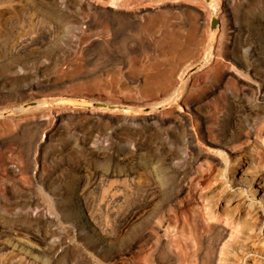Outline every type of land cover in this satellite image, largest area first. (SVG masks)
<instances>
[{
	"label": "rangeland",
	"instance_id": "obj_1",
	"mask_svg": "<svg viewBox=\"0 0 264 264\" xmlns=\"http://www.w3.org/2000/svg\"><path fill=\"white\" fill-rule=\"evenodd\" d=\"M111 3L0 0V78H10L13 89H0V226L9 227L17 219L12 208L19 195H33L59 229L45 245L35 238L41 231L36 226L0 237V264H84V257L94 264H145L136 260L137 249L131 245L136 228L130 212L133 183L141 178L151 184L149 169L162 182L168 180L166 159L176 153L173 164L181 157L176 165L191 163L177 205L193 197L202 205L200 195L209 194L220 181L232 203H221V210L239 205L231 213L233 223L248 222L251 203L264 213V188L254 185L259 190L252 194L248 182H232L233 176L240 178L233 168L239 156L244 168L254 167L251 176H264L258 155H264V25L258 21L264 20V0H219L220 25L214 33L213 10L203 1L125 0L115 8ZM231 22L244 29L242 44L235 48L226 38ZM210 48L213 58L201 64ZM31 56L37 59L32 62ZM24 69L37 73L33 81L23 78L20 86L18 73ZM39 101L47 103L23 110ZM99 102L123 109L104 113L94 106ZM229 131L241 133V138L228 139ZM248 131L250 139L244 136ZM97 140L106 148L95 150ZM77 183L87 193L84 211L93 230L81 227L72 206ZM122 184L130 192L120 201ZM151 203L142 216L150 215ZM26 213L18 221L23 215L42 221L39 211ZM212 223L223 225L227 240L233 241L234 225ZM257 228L254 242L260 253L248 255L250 264L264 260L263 220ZM56 238L67 244L55 247L53 254L23 249L26 243L53 245Z\"/></svg>",
	"mask_w": 264,
	"mask_h": 264
},
{
	"label": "bare ground",
	"instance_id": "obj_2",
	"mask_svg": "<svg viewBox=\"0 0 264 264\" xmlns=\"http://www.w3.org/2000/svg\"><path fill=\"white\" fill-rule=\"evenodd\" d=\"M124 1L125 0H112L110 7L115 8V7H117V5L120 2H124ZM199 1L206 2L211 7V9L213 10L212 16L219 18V16H220L219 7H218L220 4L219 0H199ZM233 14H234V12H233ZM258 21L260 23H262V25H264L263 19H259ZM239 22H240V20H239ZM229 25H230L229 28L226 27L227 28V32H226L227 37L226 38L229 41L228 44L230 43V46L232 48H235V47H238V45L242 44L243 40H241L242 39L241 35H242V31L244 29H241L240 24H237L235 22L234 23L231 22ZM260 36H261V34H260ZM243 38H244V36H243ZM242 46L245 47L246 45H242ZM245 50L246 49H244V51ZM213 56L214 55L212 53V49L210 48L209 53L208 54L206 53L204 55V59L200 63L201 64L208 63L209 61H211ZM29 59L32 60V62H33L34 60L37 59V56H34V57L31 56ZM44 62L45 61H43V63ZM47 62H48V60H47ZM42 65H44V64H42ZM26 67H24V68H26ZM49 67H50V65H49ZM248 69H250V68H248ZM36 70L37 69H35V71ZM43 70H44V68H43ZM252 72H254V71H252ZM36 73H37V71H36ZM36 73H33L32 70L27 71V69L20 71V73H18L19 78L17 77L20 81L19 83H22V85H20V86H23V78L29 77L33 81L34 74H36ZM9 79H7L6 77L0 78V85H1L0 89L5 90V91H9V92H11V90H13V89H9V87L12 85L11 81ZM25 86L27 87V85H25ZM247 89L251 90L252 87L250 88L248 86ZM262 92H263L262 98L264 99V84H262ZM243 97L242 98L240 97L241 100L243 99ZM46 103L47 102H45V101H39L34 106H30L28 108H23V110L24 111H31L33 109H39L40 107L44 106ZM243 103H244V101H243ZM243 103H241L242 106H243ZM106 105L107 106H115V109H110L109 107H97V110L102 111L104 113H107L109 111L110 112L120 111L121 106H119L117 104L106 103ZM247 105H245V106H247ZM239 108H240V106H239ZM243 108H245V107H243ZM249 108L252 109V111L255 110L254 109L255 107L252 108V106H251ZM241 109H242V107H241ZM5 111L6 110H3V112H5ZM124 112H125V110H124ZM151 112H148V114H150ZM1 113H2V111H0V114ZM151 115H152V113L150 114V116ZM145 118L147 119V117H145ZM151 119H153V118H151ZM238 132H240V131H238ZM249 132L250 131H248V133L244 135L245 137H247V139L251 138L252 133H249ZM227 133H229L228 139H233L235 137L240 139L241 135H242L241 133H236V131L235 132L229 131ZM225 137H227V136H225ZM98 140L95 142V148H96L95 150L101 151V150H103V148H106L105 147L106 144L103 140L102 141L101 140L98 141ZM113 142H115V141H113ZM188 142H190V141H188ZM162 143H164V142L162 141ZM114 145H116V144H114ZM109 147H111V146H109ZM140 147L141 146L137 145V147L135 149L138 151V149H140ZM247 148H249V147H247ZM165 149L166 148H164V150ZM114 150H115V147H114ZM168 150H169V148H168ZM105 151H103V152L105 153ZM140 151H141V149H140ZM113 152H116V151H113ZM117 152H119V151H117ZM123 152H124V150H123ZM107 153H108V151L106 152V154ZM163 153H164V151H163ZM262 153L259 152L258 155H261L260 157L263 158V159H261V160H263L262 161V163H263L264 162V155H262ZM136 154H137V152H136ZM178 154L176 153V154H174V156L178 155ZM192 154H193V152H192ZM139 155H138V157H139ZM104 156L105 155H103V157ZM193 156H192V158H193ZM118 157H119V155H118ZM173 157L171 156V158H170V156H169L168 158H170V159H166L168 161H166L167 165H165V166L169 167L170 175H169V177H168V175H166L168 177V180H163L166 176L164 178H162V180L165 182H162L160 180V178L157 179L156 178L157 174L156 173L153 174V172L147 167L149 169L148 173L152 176L151 180H153V181H150L152 183L151 184L147 183L148 184L147 185L144 182V180H142L141 178L137 179L133 183V188H132L131 194H133L135 196V200L133 201V206H132L133 208H132V211H130V212H131L133 223L136 226L134 234H133V241L131 244L132 248L137 249V251L135 252V254H137V259L136 258L135 259L140 261V262H143L145 264H250V262L253 259H249L248 255H250L251 253H255V254L260 253L259 248H257L255 246L256 243L254 242L255 241L254 239L257 236L256 234H257V230H258V228H257L258 222H261L262 220L264 222V213H262L260 215L256 205L251 203V208L249 210L250 212L248 214V216H250V218L248 217L249 220L247 219L248 224L246 223L247 225L246 224L243 225L244 223L240 224L239 222L233 223L232 222L233 218L231 216V213H232V211L235 210L236 206H235V208L233 206L234 210H232V211L231 210L227 211L225 209L228 205L232 206L231 205L232 203H230V201H231L230 199L225 198L227 193H224L225 192L224 183H221L220 181L216 184L214 189L212 191H210L209 194H207L205 191V193L207 195L206 194L200 195L201 199H203L202 203L204 204V206H202L203 204L202 205L199 204V202H197L196 200H195L196 202H194L193 198L195 199V197H193V196H192L193 198H191L185 202V205H180V206L177 205L176 201L179 197V194H180L181 190L183 189V187L185 186V181H186V179H188V175H190L189 173H190L191 163H188L189 165H184V166L181 164L176 165L175 163L177 161H179V159H181L182 157L179 158V156H176L179 159L176 160V162L174 161L175 162L174 164H173ZM184 158H186V157L184 156ZM195 159H197V158L195 157ZM237 159H238V162L233 163V165H234L233 168H234V173H237V172L240 173V178L236 179V177L233 176L232 177L233 185H241V184L248 182L249 185H246L248 187V192L252 193V194H257L259 189H255L254 185H257L259 188H264V183H263L264 182V178H263L264 176L263 177L257 176L258 178L256 176H251V173H253L251 171L254 170L253 169L254 167L252 168V170H250L251 168L250 169L244 168L243 165H244L245 160H244L243 156H239V157H237ZM187 160H189V158H187ZM182 161H180V163ZM191 161H193V160H191ZM185 162H187V161H185ZM228 162H230L229 157L226 158V163H228ZM141 163H140V165L143 164V163L142 164ZM178 163L179 162H177V164ZM246 163H247V161H246ZM259 164H260V162H259ZM144 166H145V164H143V169L145 168ZM257 168H260V167H257ZM257 168H255V169H257ZM135 172L132 173L134 176H135V174L137 175V173H135ZM166 174H167V171H166ZM127 175H129V174L127 173L126 176ZM138 176H136V177H138ZM132 182H133V180H132ZM125 184H127V183H125ZM126 186L122 184V187L120 189V193H121L120 194V197H121L120 201H123V200L128 198L130 191L128 190L127 187L129 185L127 187ZM193 187H192V189H193ZM196 190H197V188H196ZM263 191H264V189H263ZM86 194L87 193L84 190H82V184L77 183L76 190L72 194V197H73L72 206L76 212V215H78V218L80 220V221L78 220V222L81 223V227L84 228L85 230H89V229L93 230L94 229L93 226H95V225L91 224L92 220L89 219L88 215L84 211L89 206V201L86 197ZM202 194H203V192H202ZM195 196H196V194H195ZM112 198H113V196H112ZM15 200L17 201V199H15ZM149 202H152L151 203L152 205L150 204V206H153L151 212L149 213V211H150L149 210L147 213V215L148 214H150V215L148 217L142 216L143 213L142 214H140V213L145 211V210L142 211V209L145 206L149 205L148 204ZM221 203L226 204V207L224 208V210H226V211H223V209L221 210V208H220ZM121 205H122V203H121ZM13 206H14V204H13ZM249 206H247V207L249 208ZM42 207H43V204L39 200H37L36 197H33V195H32V197L31 196H25V195L24 196L19 195V199L15 205V208H12L13 209L12 212L14 211L13 213L15 215L17 214L16 216H18V217L11 224V226H9V227H6L4 225L0 226V237L2 238V236H6V235L11 234V233L12 234H18L23 230V228H24V230L27 229V232H29L34 226H36L37 228H40L39 230H41L39 232V234H36L35 238L37 239V241H40L44 245L46 244V242H48V240L51 241L52 237L58 235L59 229L56 226V224L54 223V221L51 219V217L49 215H47V213L45 214L43 212ZM222 207H224V206H222ZM236 209H239V205H237ZM31 210L39 211L40 212L39 217L42 219V221H40V220L35 221L34 218H32V215L31 216L30 215H25V216L23 215V218L18 221L20 215L23 214L24 211H27L26 214H31V213H29V211H31ZM14 217L11 220H13ZM93 218H94L93 223L97 224L96 221L98 219L96 220V218H97L96 215L93 214ZM38 219H36V220H38ZM212 221L226 222V224H229L231 226L234 225L232 230H231V234H230V238H233V241L227 240V231H226V228L223 227V225H218L216 223H212ZM31 226H33V227H31ZM238 226H240V228H238ZM247 227L249 229V231H248L249 236H247V235L244 236L245 232L247 234ZM37 231H38V229H37ZM162 231L164 232L163 234H161ZM241 238H243V239H241ZM15 239L17 241V238H15ZM66 244H67V241L65 238H56L55 242H53V245L48 244V245H50L49 247H47L48 246L47 245V246L41 248V246H36L38 244L33 245L31 243H26V244H23V249H25L27 251V253H30V254H33L37 250H41V252H40L41 256L42 255L45 256V255L53 254L55 247L59 246V248H60V246H64ZM16 246H17V244L15 245V247ZM102 248L96 247V248H94V250L97 249V251H103L104 248L103 249ZM126 253H127V248H124V252L122 254L125 255ZM38 256L39 255H37V257H36L37 259L39 258ZM32 258H34V257H32ZM36 258H34V259L37 260ZM83 262H84V264H94L90 259L89 260L85 259V257H84ZM260 264H264V260L262 262H260Z\"/></svg>",
	"mask_w": 264,
	"mask_h": 264
},
{
	"label": "water",
	"instance_id": "obj_3",
	"mask_svg": "<svg viewBox=\"0 0 264 264\" xmlns=\"http://www.w3.org/2000/svg\"><path fill=\"white\" fill-rule=\"evenodd\" d=\"M220 25V20L213 16L212 20H211V32L214 33L215 30L219 27ZM95 107H109L110 109H115V106H107L106 103L103 102H99V103H95L94 104ZM120 109H123L122 107H120ZM150 111V109H148Z\"/></svg>",
	"mask_w": 264,
	"mask_h": 264
}]
</instances>
